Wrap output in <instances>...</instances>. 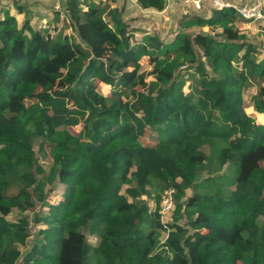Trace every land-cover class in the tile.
<instances>
[{
	"label": "trees",
	"instance_id": "obj_1",
	"mask_svg": "<svg viewBox=\"0 0 264 264\" xmlns=\"http://www.w3.org/2000/svg\"><path fill=\"white\" fill-rule=\"evenodd\" d=\"M137 3L161 11L166 0ZM61 4L72 34L0 17V264H264V123L242 96L259 81L253 107L264 119V62L237 13L184 16L165 43L155 34L135 41L109 5ZM143 56L153 64L148 81ZM147 130L154 144L141 143ZM37 153L51 158L47 171ZM255 154L262 164L248 162ZM55 183L62 199L33 217L43 227L21 251L24 212ZM167 187L171 222L159 209ZM13 209L20 216L8 220Z\"/></svg>",
	"mask_w": 264,
	"mask_h": 264
},
{
	"label": "rangeland",
	"instance_id": "obj_2",
	"mask_svg": "<svg viewBox=\"0 0 264 264\" xmlns=\"http://www.w3.org/2000/svg\"><path fill=\"white\" fill-rule=\"evenodd\" d=\"M40 1L43 3V5L29 6L31 8H35V9L32 10L28 15L25 16V18L28 17L30 19L29 21L31 22V25L34 28L37 27L38 29L40 28L41 30L49 31V33L51 35H55L58 31L64 32V30H66V29H67L69 34H72V31L69 29V27H67L66 21L61 20L60 17H57L58 15L53 14L54 11L52 10V6H51L53 1H51V0H45V2L43 0H40ZM108 1L110 3H113V4H116V2L118 3V0H91V2L99 3V4H104L105 2L108 3ZM176 2H179V3L182 2L183 4H182V6L181 5L178 6L177 4L174 3L175 5L168 7V9L164 12L163 15H156V17H151V16L149 17L151 21L156 22L157 25L154 23V25L157 26V28H155V30L158 31L159 35L161 36V39L165 43L169 42L174 37L173 35H174V33H176L177 30H181L179 27V21L182 20L184 18V16L186 18L190 17L191 14L193 15L194 12L196 11L195 8L191 9L190 6H188L189 5L188 0H186V2H184L183 0H178ZM16 3H17L16 0H4V1L0 0V14L3 13L4 11H10V12L15 11L14 5H16ZM104 5H108V4H104ZM204 5L206 7V8H204L205 10L204 9L202 10V8H201V10H197L196 13L201 14V15H203V14L206 15L205 12H208V10L212 9V6L210 5L209 2L204 1ZM45 7H46V11H44ZM171 7H173V9ZM176 7H178L177 10L175 9ZM202 11H205V12H202ZM43 13H45L47 16L45 15L44 18H41L43 16L42 15ZM138 18L141 19L140 16ZM128 19H133V18H131V16H129ZM17 21L19 22V24L23 21V18L21 15L17 17ZM238 21L243 22L240 19ZM146 24L147 23H145L144 21L137 20L136 25H138V26L136 29L139 31V33H137L136 35L134 34V40H135V38L139 39L140 36L142 35L141 32L146 31L144 27H141V25L144 26ZM235 24H236V27L238 28L237 22H235ZM148 25H149V27L152 26V24L150 22ZM263 27H264V19H259V20H255V21H250V23L247 26L246 25L243 26V24H240L241 29L238 28L240 30V32L245 34L246 40L249 43H251L253 46H255L256 59H257V61H260L262 63L264 62V33L262 30ZM190 28H191L190 30L193 29L194 31H200V30L206 31V30H208L207 27H199L196 25H193ZM140 64H141L140 70L144 71L146 73L147 81L151 80L152 75H149L148 73L152 70L153 64L149 61L147 56H143L140 59ZM258 84H259L258 80H252L250 84H248L246 87H244V89L242 90L243 106H244L245 112L247 114H249L250 116H252L256 120V122L264 123L262 114L257 112L253 107V96L256 95V92L258 89ZM56 85L59 86L60 83L56 82ZM186 85H187V83H185V85L183 87L184 91H187ZM262 85L264 86V80L262 81ZM98 90L102 94L108 95L109 86L105 85V84H99ZM69 129L73 133H77L80 129V125L70 127ZM140 140H141V143L149 144V145L154 144L157 141L154 132H152L150 130H147L146 133L140 138ZM36 148H37V146L34 145L35 151H36ZM203 149L206 152H208L207 147H204ZM37 157H38L40 164L47 171L51 165V158L49 157V155L47 153H45V154L37 153ZM248 162L251 164L260 165L263 163V160L260 157V154H255L250 160H248ZM233 170H234V167H232L231 165H225L223 170L221 171V173L223 175H227L229 177H232V173H233L232 171ZM201 185H204V184L201 183ZM167 188H165V189H163V191H161L160 198H161V195L163 194V192ZM227 191H228V189H225L223 194L225 195L227 193ZM62 192H63V185L59 184V183H55V185L52 188H50V190L48 191L47 197H46L44 203H40L37 206H35L33 209H30V210H27L24 212V215H27L30 218V225H29L30 226V228H29L30 229V236L28 237V239L26 241V245L20 246L21 251L27 250V248L34 241V236H35V232L37 231V229L40 227H43L42 225H38V224L34 223L33 217H35V215H39V216L43 215L44 213H46V211H48L49 205H53V204H56L59 201H61ZM190 194H191V190L187 189L186 190V196H189ZM153 196H154V194H153ZM143 199L147 200L150 209L155 208L156 203L154 201V197L153 198L143 197ZM159 209H160V199H159ZM174 212H175V202H174V198H173L172 210L168 213L161 214V220L163 222L173 221ZM19 216H20V213L16 209H13L6 216V218L8 220L13 221V220L18 219ZM162 235L165 236V233H163ZM88 241L92 245H94L97 243L98 238L93 237V236L92 237L88 236ZM17 264H19V262Z\"/></svg>",
	"mask_w": 264,
	"mask_h": 264
},
{
	"label": "crops",
	"instance_id": "obj_3",
	"mask_svg": "<svg viewBox=\"0 0 264 264\" xmlns=\"http://www.w3.org/2000/svg\"><path fill=\"white\" fill-rule=\"evenodd\" d=\"M2 1H4V0H2ZM16 1H17L16 5H21L22 10H23V12H19V10L16 8V5L13 4L15 11H11V12L9 11V13L11 15H14L15 18H16V20H17V17L20 16V15L24 19L26 15H28L32 10L35 9V8H31L29 6L43 5V3L40 0H16ZM43 1L45 2V0H43ZM51 1H53V3L51 4L52 10L54 11L53 14L58 15L57 17H60L61 20H65L66 23H67V19L64 16L63 7H62V4H61L62 0H51ZM176 1H178V0H166L165 7L161 11H157L155 9H143L137 3V0H129V1L128 0H118V3L116 2V4L110 3L108 1V3L105 2L104 4H108L110 7H113V8L118 9L120 11V13H121L122 20L128 25L129 28L134 29V34L135 35L137 33H139V31L136 29L137 26H138V25H136L137 24V20H141V21H144L145 23H147L146 24L147 26L146 25H144V26L141 25V27H144L146 31L141 32L142 35L140 36L139 39H136L135 38L136 41H141L142 38H143V36H145V35H153V34L157 35L161 39V36L159 35L158 31L155 30V28H157V26H155L154 23L156 24V22L155 21L154 22L151 21L149 17L150 16L151 17H156V15H163L164 12L168 9V7H170L172 5L174 6L175 4H177L178 6H180V5L182 6V4H183L182 2L179 3L180 1L179 2H176ZM183 1L186 2V0H183ZM204 1H207L208 2V0H202V2H201V8H202V10L204 8H206L205 5H204ZM236 1L237 2H245L246 0H236ZM188 4H189L188 6H190L191 9H194V6L189 1H188ZM171 8L173 9V7H171ZM177 8L178 7H176L175 9L177 10ZM201 8H199V9H196L195 8L196 11L194 12V14H197L198 15V13H196V12H197V10H201ZM44 11H46V7H45V10ZM202 12H205V11H202ZM209 12H210V10H208V12H205L206 13L205 16H208L209 15ZM263 12H264V8H263ZM42 15L43 16L41 18H44L46 14L43 13ZM199 15H201V14H199ZM1 16H2V13L0 14V17ZM129 16H131V18H133V19H128ZM139 16L141 17V19L138 18ZM28 20H30V19L28 18ZM240 20L243 21V22L237 21L238 28H240V24H243V26H245V25L247 26L250 23V21H246V20H243V19H240ZM149 22L152 24V26L150 25L151 27H149V25H148ZM18 24H19V22H18ZM30 25H31V22H30ZM67 27H69L68 24H67ZM34 29H38V28L35 27ZM69 29H70V27H69ZM38 30L41 31V32H49V31L41 30L40 28ZM64 33L65 34H69L68 31H67V29L64 30ZM174 35H175V33H174ZM263 121H264V119H263Z\"/></svg>",
	"mask_w": 264,
	"mask_h": 264
},
{
	"label": "built area",
	"instance_id": "obj_4",
	"mask_svg": "<svg viewBox=\"0 0 264 264\" xmlns=\"http://www.w3.org/2000/svg\"><path fill=\"white\" fill-rule=\"evenodd\" d=\"M196 9L201 8L202 0H188ZM212 8L216 10L233 9L240 19L255 21L264 19V0H246L237 2L236 0H208ZM175 189L168 187L160 198V214L168 213L173 208V194Z\"/></svg>",
	"mask_w": 264,
	"mask_h": 264
}]
</instances>
